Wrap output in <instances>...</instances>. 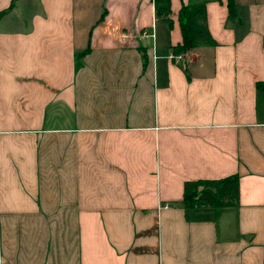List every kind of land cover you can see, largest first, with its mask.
Instances as JSON below:
<instances>
[{"label": "crops", "instance_id": "0c3cea01", "mask_svg": "<svg viewBox=\"0 0 264 264\" xmlns=\"http://www.w3.org/2000/svg\"><path fill=\"white\" fill-rule=\"evenodd\" d=\"M234 1L0 0V264H264V0ZM193 2L213 42L172 58ZM228 174L236 205L181 204Z\"/></svg>", "mask_w": 264, "mask_h": 264}, {"label": "trees", "instance_id": "16d2710c", "mask_svg": "<svg viewBox=\"0 0 264 264\" xmlns=\"http://www.w3.org/2000/svg\"><path fill=\"white\" fill-rule=\"evenodd\" d=\"M11 6V4H10ZM9 6V7H10ZM169 0H154V14L163 17L170 25ZM227 18L236 17L235 1L227 0ZM178 21L181 40L172 45L174 53L193 47L198 41L212 43L213 38L206 25V13L203 3L182 4L178 9ZM237 174H228L213 179H185L183 182L181 204L185 206H229L238 200Z\"/></svg>", "mask_w": 264, "mask_h": 264}, {"label": "built area", "instance_id": "2783aa9c", "mask_svg": "<svg viewBox=\"0 0 264 264\" xmlns=\"http://www.w3.org/2000/svg\"><path fill=\"white\" fill-rule=\"evenodd\" d=\"M168 56L172 57V58H175V57H178V53H174L172 50H169L167 52Z\"/></svg>", "mask_w": 264, "mask_h": 264}]
</instances>
